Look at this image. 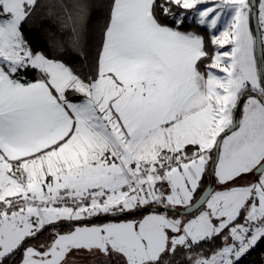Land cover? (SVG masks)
Listing matches in <instances>:
<instances>
[{"label": "snow or ice", "instance_id": "1", "mask_svg": "<svg viewBox=\"0 0 264 264\" xmlns=\"http://www.w3.org/2000/svg\"><path fill=\"white\" fill-rule=\"evenodd\" d=\"M36 6L0 0V264L21 249L20 264L82 252L161 264L216 237L222 246L190 264H238L264 239V0L259 41L250 0H112L87 79L32 51L23 26ZM193 18L211 53L179 30ZM206 176L220 190L197 199ZM137 211L148 214L84 223ZM47 228L50 243L25 247Z\"/></svg>", "mask_w": 264, "mask_h": 264}, {"label": "trees", "instance_id": "2", "mask_svg": "<svg viewBox=\"0 0 264 264\" xmlns=\"http://www.w3.org/2000/svg\"><path fill=\"white\" fill-rule=\"evenodd\" d=\"M111 3L112 0H37L33 15L23 26L24 39L33 52H42L50 59L59 60L70 67L82 79H87L95 73L97 58L103 40L104 26L110 17ZM69 16L73 17L75 23H73V20H69ZM162 22L169 26H174L168 18H163ZM179 30L195 32L203 36L206 48L210 53L213 51L210 35L206 32L205 27L187 21ZM77 40L78 43H74ZM205 63H209V61H205ZM19 78L32 81L37 78V73L35 71H22ZM209 179L210 177H205L202 191L209 183ZM145 212L137 211L134 215L121 216L118 219L142 215ZM107 219L113 218L109 217L101 220ZM240 222L242 223L243 220ZM72 227L73 225H64L56 230L67 232ZM52 232L53 229L50 228L42 232L37 238L29 241V243L47 245L52 239ZM222 243V237H216L212 240L201 242L200 246L196 247L192 253L187 252L183 248H178L175 255H163L161 264H190L186 259L187 256H193L200 252L210 254L218 250ZM22 255L23 251L15 259V264H19ZM10 258L12 257L8 258L6 264H8ZM88 264L91 263L88 262ZM99 264H107V262L102 260ZM238 264H264V239L249 249L241 257Z\"/></svg>", "mask_w": 264, "mask_h": 264}, {"label": "rangeland", "instance_id": "3", "mask_svg": "<svg viewBox=\"0 0 264 264\" xmlns=\"http://www.w3.org/2000/svg\"><path fill=\"white\" fill-rule=\"evenodd\" d=\"M250 3H251V0H250ZM259 3H260V0L258 1V10H259ZM188 21L192 22V23H196L194 18L192 20H188ZM196 24H198V23H196ZM250 29L252 30L253 35L255 36V31H254V26H253V12L251 13V17H250ZM219 30H223L222 27H220ZM206 32L209 33V35H210V32L208 30H206ZM192 33H195V32H192ZM195 34H197V33H195ZM216 34H219V32L217 31ZM210 39H211V37H210ZM228 48H229V46H225V49H222V50H228ZM263 55H264V51H263ZM256 56H257V49H256ZM242 111H243V106H242V109L240 111L239 118L242 116ZM254 179H255L254 176H245L238 183L244 184V183H247V182L252 181ZM215 190H220L216 183H215ZM147 214H148V212H145L142 215H137V216H134V217L121 218V219H118V218L117 219H107V220L88 222V223H85V225L92 226V225H100V224L109 223V222H120V221H123V220H138V219H141L144 215H147ZM30 245H33V244H28L27 246H30ZM36 246H39V245H36ZM69 259H70V264H88V262H90L91 264H99V262H101L102 260H106L107 264H114V263L121 264V258L119 256L105 257V256H103V255H101L99 253L89 254L87 252H82V253H79V254H76V255L70 257ZM19 264H20V261H19Z\"/></svg>", "mask_w": 264, "mask_h": 264}, {"label": "water", "instance_id": "4", "mask_svg": "<svg viewBox=\"0 0 264 264\" xmlns=\"http://www.w3.org/2000/svg\"><path fill=\"white\" fill-rule=\"evenodd\" d=\"M251 3L253 4V26H254V31H255V36L257 37V40L259 41V37L261 35V29H260V26H259V23H258V14H259V10H258V2L257 0H251ZM263 55V51H262V46L258 43L257 45V57L258 59L261 58ZM243 103H241L240 105V108L237 110V112L234 114L235 115V118L238 120L239 119V112H240V109L242 107ZM209 189H215V180H214V177L210 178L209 179V183L207 184V186L204 188V190L200 193V195L197 197V199H199L200 196L203 195V193L205 191H208ZM199 206V205H197ZM105 217H99V218H93L91 219L90 221H85L84 223H88V222H94V221H99L101 219H104ZM106 218H109V217H106ZM64 225H71V224H68L67 222H65L62 226ZM50 228H47L46 230H48ZM44 230V231H46ZM44 231H41L37 237ZM36 237V238H37ZM35 239V238H34ZM33 239H29L26 243V245L28 244L29 241H31ZM25 245V246H26ZM23 251V249H21L19 252H17V254L15 255V257L11 258L10 261H9V264H12V260L13 259H16L20 254L21 252Z\"/></svg>", "mask_w": 264, "mask_h": 264}, {"label": "flooded vegetation", "instance_id": "5", "mask_svg": "<svg viewBox=\"0 0 264 264\" xmlns=\"http://www.w3.org/2000/svg\"><path fill=\"white\" fill-rule=\"evenodd\" d=\"M243 106V105H242ZM241 109H242V107H241ZM241 109H240V111H241ZM239 115H240V112H239ZM28 244H30L29 242H28ZM11 259V258H10ZM10 261V260H9ZM8 264H9V262H8Z\"/></svg>", "mask_w": 264, "mask_h": 264}, {"label": "built area", "instance_id": "6", "mask_svg": "<svg viewBox=\"0 0 264 264\" xmlns=\"http://www.w3.org/2000/svg\"><path fill=\"white\" fill-rule=\"evenodd\" d=\"M258 242H259V241H258ZM258 242H257V243H258Z\"/></svg>", "mask_w": 264, "mask_h": 264}, {"label": "crops", "instance_id": "7", "mask_svg": "<svg viewBox=\"0 0 264 264\" xmlns=\"http://www.w3.org/2000/svg\"><path fill=\"white\" fill-rule=\"evenodd\" d=\"M199 195H200V194H199ZM199 195H198V196H199Z\"/></svg>", "mask_w": 264, "mask_h": 264}]
</instances>
